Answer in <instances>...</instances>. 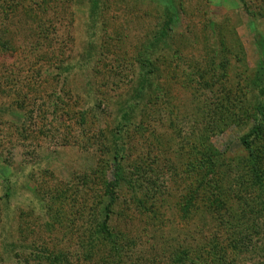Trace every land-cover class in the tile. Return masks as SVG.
Instances as JSON below:
<instances>
[{
  "label": "rangeland",
  "instance_id": "rangeland-1",
  "mask_svg": "<svg viewBox=\"0 0 264 264\" xmlns=\"http://www.w3.org/2000/svg\"><path fill=\"white\" fill-rule=\"evenodd\" d=\"M260 75L264 0H0V264H264L239 144ZM115 153L136 187L107 225L111 262L97 224ZM215 153L224 211L199 189Z\"/></svg>",
  "mask_w": 264,
  "mask_h": 264
},
{
  "label": "trees",
  "instance_id": "trees-1",
  "mask_svg": "<svg viewBox=\"0 0 264 264\" xmlns=\"http://www.w3.org/2000/svg\"><path fill=\"white\" fill-rule=\"evenodd\" d=\"M94 8H92V13L95 14L97 11V4L94 2L93 3ZM245 7V5H244ZM172 22L171 18H168V20H166V22L164 23V25L161 27L159 38L164 37L169 30L170 24ZM150 62V61H149ZM148 61L145 63L141 64V70L145 67H148L146 65H149ZM63 66V63L61 64ZM152 66V65H151ZM65 68H69L68 66H66ZM64 69V68H63ZM261 77L258 76L255 77L254 82L252 84V86H254V88H259L258 94L260 97L264 96V89L263 87L260 88V81L259 78ZM147 79L143 77L142 81H141V87H143L142 85L144 83H146ZM150 84V83H148ZM252 114L250 115V118L253 120V125L250 128V130L239 139V144L241 146V149L243 151H245V153H247V156L245 157V159L242 161L243 166L246 167L247 173L246 176L249 180H251L252 183H250L247 188L250 192L255 193L258 192L260 193V198L262 199V207H258V211L262 214V217H264V196L262 195L264 193V166H263V159H262V154H260L259 152V144L261 142L264 141V105L258 103L254 109L252 110ZM124 120H127V118L125 116L122 117ZM126 130V125L123 124H118L116 127V131L114 133V136L118 139H122V135L125 133ZM123 147V146H122ZM218 153L215 154H209V155H201L200 157V161H199V173L202 175L201 179H204V184H202V182H200V186L199 189L202 186H205L207 188H211L210 190H212L213 194V200H212V208H215L217 210H223L224 207V198L221 196L219 189L217 188V180L215 181V176L216 174H218L217 172V166L219 165V162L217 159H221L223 161L224 157L223 156H218ZM217 156V157H216ZM118 160V155L117 153H115L114 157H113V167H112V174H111V179L108 180H103L101 182V189H102V196H101V201L102 206H101V221L97 224L98 227V235L100 236H104L105 240H107V243H110L112 246L115 247V249H112V254H110L107 258V260L113 262L114 259H116V257H119V253L121 252V250L123 249V246L121 245H117L118 241L113 240V236L111 235L109 228H108V223L110 222L111 216L114 215L115 216V210L117 209L118 206V202H119V190L122 188H132L133 186L136 187L134 185V181L133 180V175L130 176L128 173H126L124 171V169L122 168L121 164L119 162H117ZM218 162V163H217ZM239 165V164H238ZM216 171V172H215ZM211 177V179H210ZM202 181V180H201ZM207 184V185H205ZM133 187V188H134ZM246 192V191H245ZM247 193V192H246ZM248 196H250L248 194ZM258 198V197H257ZM258 200H260L258 198ZM243 215H240L242 217H240L243 222L244 219L247 220L248 217H245L246 213H242ZM226 218V217H225ZM222 223H224L222 221ZM226 224L224 223V226ZM252 225V226H251ZM224 226H222V230L224 229ZM257 226H259L258 222H252L250 224H248L245 228L244 231L241 230V232L238 230L239 235L234 232L235 237L229 239L228 241H240V238H245V240L247 238H249L248 236L251 234L254 235V233L252 232L253 229L257 230ZM252 228V229H251ZM260 229H263V227H261ZM209 241H227L226 237L225 240L220 239V237L218 236H210V240ZM88 245L90 244V242L87 243ZM84 245V252L89 254V246L88 245ZM231 245V244H230ZM119 246V247H117ZM215 249V247L212 249V251ZM217 254L221 253V254H226V250H223L221 248H218L216 250ZM215 253V252H214ZM59 256V255H58ZM56 256L54 257L55 262L53 261V263H57L59 261V257ZM219 257L220 255H216L215 258Z\"/></svg>",
  "mask_w": 264,
  "mask_h": 264
}]
</instances>
